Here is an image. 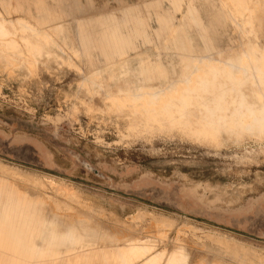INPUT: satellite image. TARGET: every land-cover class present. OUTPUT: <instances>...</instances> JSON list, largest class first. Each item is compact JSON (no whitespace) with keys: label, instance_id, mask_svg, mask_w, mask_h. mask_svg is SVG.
<instances>
[{"label":"rangeland","instance_id":"374dc122","mask_svg":"<svg viewBox=\"0 0 264 264\" xmlns=\"http://www.w3.org/2000/svg\"><path fill=\"white\" fill-rule=\"evenodd\" d=\"M0 25V264H264V0H0Z\"/></svg>","mask_w":264,"mask_h":264},{"label":"crops","instance_id":"0c3cea01","mask_svg":"<svg viewBox=\"0 0 264 264\" xmlns=\"http://www.w3.org/2000/svg\"><path fill=\"white\" fill-rule=\"evenodd\" d=\"M36 229V227H35ZM35 229H32L30 232H32L31 240H27L30 243V252H29V258L32 257L33 251H34V234ZM50 236L53 239H55L56 234L54 231L50 232ZM51 240V241H52ZM82 238L78 234H70L68 236H64L61 238V242L58 244H53L54 246V257H58L59 254H61V250L59 249L60 245L63 244H71L73 246L80 245L81 246ZM126 247H123L122 250H124ZM117 252V253H116ZM120 250L112 251V250H89L86 252H82L77 254L73 257V259H68L69 262L74 263H85V264H118V254L120 253Z\"/></svg>","mask_w":264,"mask_h":264},{"label":"bare ground","instance_id":"6f19581e","mask_svg":"<svg viewBox=\"0 0 264 264\" xmlns=\"http://www.w3.org/2000/svg\"><path fill=\"white\" fill-rule=\"evenodd\" d=\"M16 21H17V19H16ZM14 23H15V21H14ZM0 32L1 33H6L4 28L1 25H0ZM251 68L257 74L256 76L261 77V78L264 76V67L263 68H259L254 63ZM144 242L143 241L142 242H138L137 241V243L131 244L128 247H126L124 250H122L118 254V259H119L118 260V264H135L136 261L141 259L143 257V255L146 254L147 250H150V249H148V247H146V245L143 246ZM146 243H147V240H146ZM149 247H151V245ZM184 259H185V256L183 254H181L180 251L177 250V251H174V252H171V253L168 254V256L165 259L164 264H183L184 263Z\"/></svg>","mask_w":264,"mask_h":264}]
</instances>
